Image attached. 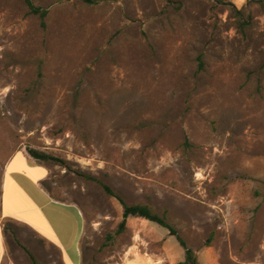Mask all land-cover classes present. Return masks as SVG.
Listing matches in <instances>:
<instances>
[{
    "label": "rangeland",
    "instance_id": "1",
    "mask_svg": "<svg viewBox=\"0 0 264 264\" xmlns=\"http://www.w3.org/2000/svg\"><path fill=\"white\" fill-rule=\"evenodd\" d=\"M226 1L247 7L246 35L211 0H37L46 31L22 0H0V189L9 149L65 160L46 163L44 187L82 211L83 264L185 260L155 223L120 231L123 206L98 182L167 210L199 264H264V13ZM0 226L15 264H31L20 245L63 264Z\"/></svg>",
    "mask_w": 264,
    "mask_h": 264
},
{
    "label": "crops",
    "instance_id": "2",
    "mask_svg": "<svg viewBox=\"0 0 264 264\" xmlns=\"http://www.w3.org/2000/svg\"><path fill=\"white\" fill-rule=\"evenodd\" d=\"M49 175L47 164L38 162L24 151L17 152L4 166L1 217L15 223L23 234L53 248L63 264H83L84 215L75 204L51 197L44 187ZM12 251L15 252L8 247L0 226V264H15Z\"/></svg>",
    "mask_w": 264,
    "mask_h": 264
},
{
    "label": "trees",
    "instance_id": "3",
    "mask_svg": "<svg viewBox=\"0 0 264 264\" xmlns=\"http://www.w3.org/2000/svg\"><path fill=\"white\" fill-rule=\"evenodd\" d=\"M27 13L39 19L40 25L43 30H47V21L49 18V10L42 7L38 4L37 0H22ZM85 4H94V0H82ZM216 5H223L229 8V12L233 16L235 20V24L237 25V29L243 34L246 35L247 31L252 27V19L251 15L247 12V7L239 10L233 3L228 2L226 0H211ZM249 5H257L264 13V0H249ZM41 69V68H40ZM39 76L42 77V72L39 73ZM16 149H9V152L3 158V164H5L17 153ZM28 153L31 157L37 160L40 163L46 164L51 163L57 166H61L66 168L67 162L61 158H58L52 154L41 152L35 149H28ZM88 181L98 182L95 178L91 176L84 175ZM103 188L106 195L117 199L121 205L123 206V221L120 224V231H124L126 229L127 220L129 218H141L152 223H155L165 229H168L172 236L176 237L178 243L181 248L185 251V260L178 264H199L196 252L189 248L186 242L179 236L178 232L174 229V227L169 223L168 211L165 210L162 215H160L157 211H155L151 206L146 204H128L121 195L115 192L110 186L106 184H102L98 182ZM225 194V191L222 192ZM51 197L55 199V196ZM23 251L28 255L31 264H40L36 259L35 255L29 251L23 245H20Z\"/></svg>",
    "mask_w": 264,
    "mask_h": 264
}]
</instances>
